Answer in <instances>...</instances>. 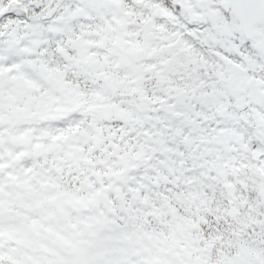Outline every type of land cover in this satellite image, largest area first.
Here are the masks:
<instances>
[{"label":"snow or ice","instance_id":"6c2138e0","mask_svg":"<svg viewBox=\"0 0 264 264\" xmlns=\"http://www.w3.org/2000/svg\"><path fill=\"white\" fill-rule=\"evenodd\" d=\"M0 264H264V0H0Z\"/></svg>","mask_w":264,"mask_h":264}]
</instances>
